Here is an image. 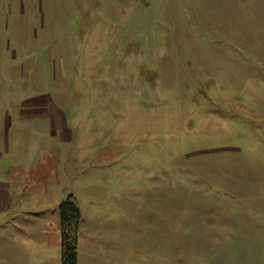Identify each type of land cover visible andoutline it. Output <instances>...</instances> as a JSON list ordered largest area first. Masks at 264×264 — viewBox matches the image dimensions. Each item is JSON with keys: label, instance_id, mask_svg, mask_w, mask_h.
<instances>
[{"label": "rangeland", "instance_id": "1", "mask_svg": "<svg viewBox=\"0 0 264 264\" xmlns=\"http://www.w3.org/2000/svg\"><path fill=\"white\" fill-rule=\"evenodd\" d=\"M264 264V0H0V264Z\"/></svg>", "mask_w": 264, "mask_h": 264}, {"label": "trees", "instance_id": "2", "mask_svg": "<svg viewBox=\"0 0 264 264\" xmlns=\"http://www.w3.org/2000/svg\"><path fill=\"white\" fill-rule=\"evenodd\" d=\"M60 247L62 264H76L75 231L79 223L78 209L72 202L64 201L59 205Z\"/></svg>", "mask_w": 264, "mask_h": 264}]
</instances>
